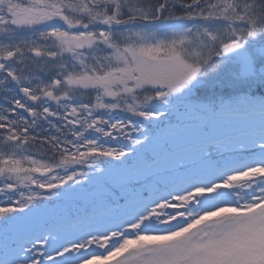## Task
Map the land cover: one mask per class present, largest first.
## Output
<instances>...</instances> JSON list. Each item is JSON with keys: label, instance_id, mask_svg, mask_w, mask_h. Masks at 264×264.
I'll return each instance as SVG.
<instances>
[{"label": "snow or ice", "instance_id": "6c2138e0", "mask_svg": "<svg viewBox=\"0 0 264 264\" xmlns=\"http://www.w3.org/2000/svg\"><path fill=\"white\" fill-rule=\"evenodd\" d=\"M0 264H264V0H0Z\"/></svg>", "mask_w": 264, "mask_h": 264}]
</instances>
